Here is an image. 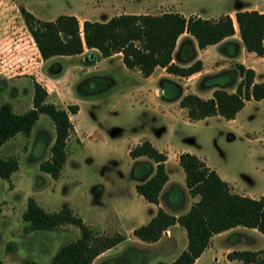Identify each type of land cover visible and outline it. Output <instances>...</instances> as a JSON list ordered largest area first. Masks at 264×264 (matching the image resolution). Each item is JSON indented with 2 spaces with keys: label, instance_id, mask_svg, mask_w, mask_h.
Returning a JSON list of instances; mask_svg holds the SVG:
<instances>
[{
  "label": "rangeland",
  "instance_id": "374dc122",
  "mask_svg": "<svg viewBox=\"0 0 264 264\" xmlns=\"http://www.w3.org/2000/svg\"><path fill=\"white\" fill-rule=\"evenodd\" d=\"M254 3L257 5L253 6ZM20 4L42 20L76 14L79 24L83 16L103 20L132 12L174 11L185 17L197 14L201 18H216L243 6L264 11V3L256 0H0V104L9 103L17 114L29 109L32 84L36 82L46 91L44 102L66 110L73 126L65 142L66 159L56 179L38 168L39 162L49 157L54 137L53 123L46 114H38L28 136L17 133L0 146L2 158L14 157L18 161L17 169L7 180L0 178V264H19L25 258L46 264L61 244L78 236V228L71 224L24 230L21 215L27 197H32L47 212L66 202L83 223L98 233L124 235L121 242L100 253L91 264H152L173 260L186 242L182 227L172 229L169 238L163 237L156 244L130 234L132 227L144 222L152 207V203L134 191V183L138 181L135 162L143 160L137 161L127 154L130 147L144 138L165 151L168 173L173 168L182 172L173 156L179 151L189 152L204 156L215 170L229 175L235 192L252 198L264 194V98L245 101L229 121L219 115L188 120L185 110L176 103L145 109L129 97L115 101L112 94L126 88L119 81L121 68L114 66L117 58L98 63L95 71L86 74L83 64L89 62L90 55L83 56V60L80 56L42 60L19 15ZM230 17L236 27L233 13ZM189 55L188 45L182 50L177 46L174 61L187 64ZM204 55L205 66L201 70L208 71L206 74L229 72L231 86L225 88L228 92L240 80L237 63L254 70V82L264 81V60L254 54L243 57V62L228 57L211 58L208 52ZM105 65L110 70H104ZM105 73L115 76L117 84L111 83ZM97 76L100 78H94ZM200 77L177 76L172 82L180 89V96L194 93L210 97L212 89L199 90ZM111 87L114 89L107 93ZM70 104L77 105L75 114L67 110ZM183 199L178 207L167 209L183 212L190 198ZM258 235L238 231L226 234L220 241L232 249L256 250L264 244L263 236ZM223 248L224 245L213 244L200 254L195 264H242L226 260Z\"/></svg>",
  "mask_w": 264,
  "mask_h": 264
},
{
  "label": "trees",
  "instance_id": "16d2710c",
  "mask_svg": "<svg viewBox=\"0 0 264 264\" xmlns=\"http://www.w3.org/2000/svg\"><path fill=\"white\" fill-rule=\"evenodd\" d=\"M18 12L31 36L38 55L42 60L53 56H73L86 49L96 53L88 61L120 53V59L127 69H137L143 76L149 75L159 66L167 73L187 77L201 71L202 62L195 58L194 47L190 45L189 63L178 65L171 61L176 40L186 32L198 49L218 44V52L228 58H235L240 47L235 39L233 21L229 14L216 18L187 17L174 11L160 14L122 13L104 21L84 19L80 26L74 15L59 14L52 20H42L19 5ZM238 38L243 49L257 56L264 54V12L255 9L234 11ZM224 40V41H223ZM240 80L232 92L231 78L227 71L200 75V91L211 90L210 97L202 98L194 93L180 96V89L168 79L161 81L162 98L177 100L185 110L188 120L219 115L228 120L243 107L249 99L264 98V81L254 82L255 72L241 63L235 65ZM94 78H100L99 76ZM93 79V78H92ZM176 86V87H175ZM46 91L36 82L32 84L31 107L22 113H14L7 102L0 104V146L17 133L28 136L38 114H46L53 123L54 137L49 146V157L38 164L40 171L56 179L66 159L65 142L73 126L67 111L53 103L44 102ZM71 114L77 111L76 104L67 105ZM137 170L134 190L146 202L157 204L158 194L167 180L164 169L166 155L157 150L147 139L129 148ZM177 163L184 173V184L189 195L198 196L189 208L177 215L157 207L154 215L145 223L132 229L131 234L138 240L154 242L163 231L177 224L185 232L186 242L178 255L171 261H155L152 264H192L206 248L213 234L240 226L255 229L264 238V197L251 198L230 191L228 184L196 155L180 152ZM18 167L14 157L0 156V178L7 180ZM24 230L53 229L58 225L71 224L78 228V236L61 244L46 264H91L103 251L124 239V235L114 232L109 235L98 233L83 223L66 202L55 211L47 212L32 198L27 197L21 215ZM227 260L242 264H264V244L257 250L232 249L225 254ZM19 264H36L25 258Z\"/></svg>",
  "mask_w": 264,
  "mask_h": 264
},
{
  "label": "crops",
  "instance_id": "0c3cea01",
  "mask_svg": "<svg viewBox=\"0 0 264 264\" xmlns=\"http://www.w3.org/2000/svg\"><path fill=\"white\" fill-rule=\"evenodd\" d=\"M259 1H261L262 3H264L263 0H256V2H259ZM255 5H257V3H254L253 4V6H255ZM244 9L250 10V9H253V7L243 6L241 8V10H244ZM235 10L236 9H231L229 11L223 12L220 15H223V14H229V15H231L232 13L234 15V11ZM257 11L264 12V11H260V10H257ZM129 14H160V13L132 12V13H129ZM73 15L76 17V19H78V15H76V14H73ZM220 15H218V16H220ZM82 16L83 15H81V17ZM183 16H185V15L183 14ZM196 16H198V15L196 14ZM108 18L109 17H107V18H105L103 20L102 19L101 20H96V19L84 18V16H83L81 22L84 19L96 20V21H104V20H106ZM236 31H237V29L234 26V34L232 35V37H229V38H227L225 40L235 39V40L238 41V45L240 47L239 54L235 58H233V59H235V61H237V62H243V57L244 58L245 57H250L254 53L247 52V51H245L243 49V47H242V45L240 43L239 38L238 37H235V32ZM263 44H264V41H263ZM187 45L189 47H190V45L194 47V50H195V58H198V59L201 60L202 67L205 66V55H204L205 52H208V54H209V56L211 58H225L226 57L224 55H221L218 52V44L207 45L206 47H204L202 49H198L196 47L195 40L190 35H188L186 32H183L181 35L178 36V38L176 40V44H175L174 50L177 48V46H179L180 49L182 50L183 47L184 46H187ZM174 50H173V53H174ZM88 53L93 55V53H96V51L93 50V49H86V48H84V50H83V52L81 54L73 55V56H75V57L80 56V60H83V58H84L83 56L87 57L88 56L87 55ZM173 53H172V56H173ZM254 56H256V58H258V59L264 60V54L262 56H257V55L254 54ZM115 57L117 59H116V63L114 64V66L121 68V71H120V80L119 81H121L124 85H126V88H124L123 90L117 91L116 93H113L112 94V96L115 99V101L118 100V99H122V98L129 97L132 100L140 103L141 104V107H143L145 109L146 108H150V109H154V108L155 109H160V108H163V106L166 107V105H170L172 103L173 104H175V103L178 104L177 103V100H164L163 98H159L160 96L162 97L161 81L163 79H168V80L172 81V79L174 77H177L176 75L167 73L165 71L164 67L157 66V67H155L152 70V72L149 75L143 76L137 69H127V68H125V66H123V64L121 62L120 53H115V54H113L111 56H108V57L96 58V60L94 62H90L89 61L88 63L83 64V66H84L83 73L86 74V73H90L92 71H95L93 69L96 67V65L98 63H100V62H106V61L111 60V59H113ZM87 59H89V58L87 57ZM171 61L175 62L174 61V56H173V58H172ZM178 65H181V64H178ZM184 65H186V64H184ZM104 68H105L104 70H107V71L110 70V68L108 66H106V65H105ZM206 73H208V71H206V70L203 69V70H201L199 72H196V73H194V74H192L190 76H200V75H203V74H206ZM105 74L109 78V80L111 81V83H113L114 85L117 84V78L115 76H112V74H108V73H105ZM103 76H105V75H103ZM187 77H189V76H187ZM113 89L114 88L111 87V89L107 93L111 92ZM229 120H233V118L232 119H228V121ZM139 142H137V143H139ZM128 150H127V152H128ZM157 150H159V149H157ZM159 151H161V150H159ZM162 152L165 153V151H162ZM180 152L181 151H179L178 153H176L173 156V161L177 165H178V163H177V156H178V154ZM165 155H166V160L164 162V169H165V172H166V166H167V162H168V156H167V154H165ZM196 156L199 159H201L205 163L206 166H208L211 169H214V171L218 174V176L228 184L229 189H230L231 192L237 193V192H235V190H234V188H233V186L231 184V183H233V182H231L233 180H230V176L229 175H227L224 171L220 172L218 170H215V168L212 166V164H209V162L207 161V159L204 156H202V155H196ZM135 159H137V161L138 160H145V159H143V157H138V158H135ZM166 174H167V180L163 184V186H162V188H161V190H160V192L158 194V203L157 204H152V207L150 208V213L148 214V216H146L144 218V220H143L144 222L141 223V224H145L150 219V217H152L154 215L157 207H160L163 210L166 209L167 211L166 210H164V211H166V212H168L170 214L177 215L179 213L185 212L189 208V206L198 199V196L197 195L196 196L189 195V193L187 191V188L185 187V184H184V173H183V170L181 172V171H178L176 168H173V170H172L171 173L166 172ZM135 183H134V185H135ZM162 193L164 194V202H163V204L161 203V200H160ZM237 194L243 195V193H237ZM137 195L140 196L139 194H137ZM245 196H247V195H245ZM187 197L190 198V200H187V207L185 208V210L183 212H175L173 210L172 211L168 210L170 208L172 209L174 207H178L179 205H181L182 204V199L183 198H186L187 199ZM260 197H264V194H262ZM96 200H97V198H96ZM164 203L166 204V207L164 206L165 205ZM141 224H139V225H141ZM177 226H178L177 224H174V225L170 226L169 228H167L165 230V231H167V234L163 232L162 233V236L158 240H156L155 242H153V243L154 244L158 243L163 237L164 238H169L168 236H170L169 234L172 233V229L176 228ZM133 228L134 227L131 228L130 234H131V231H132ZM238 231L239 232H244V231H246V232H257L255 229H249V228H245V227L236 226V227L230 228L228 230H225V231H222V232L213 234L210 237V239H209L208 245L201 252V254L203 252H205L207 249L213 247V244H215V245L216 244H220V245H224L225 246V248H223V252H222V255H224V257H225V254L227 252H229L230 250H232V248H230V246H227L226 244H223L220 240L226 234H233V233H237ZM260 235H258V236H260ZM212 240H213V242H212ZM211 242H212V244H211ZM198 257L195 258V260L193 261L192 264H195L196 263V261L198 260ZM228 261H234V260H228Z\"/></svg>",
  "mask_w": 264,
  "mask_h": 264
},
{
  "label": "built area",
  "instance_id": "2783aa9c",
  "mask_svg": "<svg viewBox=\"0 0 264 264\" xmlns=\"http://www.w3.org/2000/svg\"><path fill=\"white\" fill-rule=\"evenodd\" d=\"M79 26H80V24H79ZM34 43V42H33ZM35 46V45H34ZM36 48V47H35ZM164 233H166L167 234V231H163Z\"/></svg>",
  "mask_w": 264,
  "mask_h": 264
}]
</instances>
